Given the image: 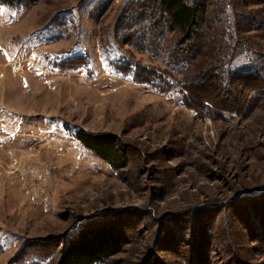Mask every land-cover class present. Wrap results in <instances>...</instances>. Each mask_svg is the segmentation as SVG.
I'll use <instances>...</instances> for the list:
<instances>
[{
	"label": "rangeland",
	"instance_id": "obj_1",
	"mask_svg": "<svg viewBox=\"0 0 264 264\" xmlns=\"http://www.w3.org/2000/svg\"><path fill=\"white\" fill-rule=\"evenodd\" d=\"M204 1L192 50L156 0L0 4V264L100 226V264H264V0Z\"/></svg>",
	"mask_w": 264,
	"mask_h": 264
},
{
	"label": "trees",
	"instance_id": "obj_2",
	"mask_svg": "<svg viewBox=\"0 0 264 264\" xmlns=\"http://www.w3.org/2000/svg\"><path fill=\"white\" fill-rule=\"evenodd\" d=\"M40 0H0V4L9 9L22 5H33ZM157 9L165 24L172 31L182 35L179 48L194 44V37L205 14L204 0H156ZM75 138L95 155L104 159L113 169L126 167L128 164L127 148L110 133H92L77 130ZM122 249L120 239L110 228L100 226L81 230L66 240L55 257L53 264H100L106 262ZM51 257L54 258L53 255ZM50 257V258H51ZM137 264H161L157 260Z\"/></svg>",
	"mask_w": 264,
	"mask_h": 264
}]
</instances>
